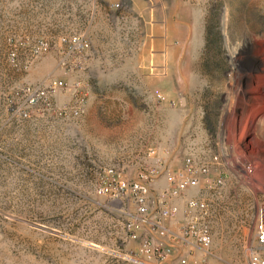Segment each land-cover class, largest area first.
Listing matches in <instances>:
<instances>
[{
    "label": "rangeland",
    "instance_id": "374dc122",
    "mask_svg": "<svg viewBox=\"0 0 264 264\" xmlns=\"http://www.w3.org/2000/svg\"><path fill=\"white\" fill-rule=\"evenodd\" d=\"M75 36L83 53L69 48ZM54 79L88 92L82 117L59 115L73 96L46 94ZM35 89L45 97L30 106ZM132 115L150 131L129 130ZM165 141L173 165L185 151L220 156L209 178L222 171L221 188L189 190L179 205L208 204L207 264H248L264 207V0H0V264H129L128 216L94 194L96 174L116 166L132 178Z\"/></svg>",
    "mask_w": 264,
    "mask_h": 264
},
{
    "label": "built area",
    "instance_id": "2783aa9c",
    "mask_svg": "<svg viewBox=\"0 0 264 264\" xmlns=\"http://www.w3.org/2000/svg\"><path fill=\"white\" fill-rule=\"evenodd\" d=\"M68 43L71 51L79 53L88 47L83 36H75ZM47 49V42L41 41L34 52L39 54ZM61 65L68 68L69 62L62 58ZM44 87L49 95L58 91L72 94L73 99L59 109L64 121L75 120L85 114L88 92L79 82L54 79ZM45 92L41 89L30 91L28 104H38L44 99ZM155 100L160 104H175L166 101L161 94H156ZM45 103L49 106L48 102ZM175 152L169 146L147 148L144 162L132 178L125 168L116 166H106L97 171L94 194L107 198L109 204L118 205L128 216L126 238L136 244L125 256L129 264H207L213 256L211 212L207 202L189 197L185 198L181 208L179 201L189 190L221 188L224 184L222 171L213 179L209 178L212 169L218 166L220 156L213 155L204 160L194 151H185L178 165H173L172 160L177 157ZM159 178L166 180L165 186L153 192L151 185ZM252 237L255 247L249 253L248 264H264L260 253L264 248V207L258 209Z\"/></svg>",
    "mask_w": 264,
    "mask_h": 264
},
{
    "label": "crops",
    "instance_id": "0c3cea01",
    "mask_svg": "<svg viewBox=\"0 0 264 264\" xmlns=\"http://www.w3.org/2000/svg\"><path fill=\"white\" fill-rule=\"evenodd\" d=\"M135 88H137L136 86H135ZM144 93V92H143ZM130 94H131V96H132V94L133 93H131L130 92ZM130 100H132V97L130 98ZM143 100H147V97L145 98V99H143ZM132 102V101H131ZM133 105L135 106V107H137V109L138 108H140V107H142V108H145L147 105H148V102H147V104H135L134 102H133ZM137 109H134V108H132L131 109V114H133V115H136L137 113H139L138 111H137ZM144 110H142L141 109V112H140V116H144ZM133 115H132V117H131V119H130V121H129V130H136V131H140L141 132V136L143 135V133H145V132H148V131H150V127H151V124H150V122H148L147 120H145L144 118H140L139 120L138 119H135L134 117H133ZM153 115H155V112L153 113ZM157 116H159V114H157ZM161 116V115H160ZM158 118H160L159 119V121H160V123L162 124V128H161V130L162 129H164V127H166V125H167V123H165L163 120H162V118L161 117H158ZM158 118L156 117L155 118V120H158ZM105 126L106 127H111L112 125L111 124H106L105 123ZM155 127H157V126H155ZM152 130H153V128H152ZM157 130H159V129H157ZM140 136V137H141ZM167 142L168 141H165V143H162L161 145H159L160 147H163V146H168L167 145ZM147 145L149 146V144H146V146H143L142 144H140V146H139V150H140V152H142V150L143 149H146L147 148ZM129 147H130V150L129 151H133V150H136V148L138 147L137 146V144L134 142H130V144H129ZM130 152V153H131ZM173 164V163H172Z\"/></svg>",
    "mask_w": 264,
    "mask_h": 264
},
{
    "label": "water",
    "instance_id": "95a60500",
    "mask_svg": "<svg viewBox=\"0 0 264 264\" xmlns=\"http://www.w3.org/2000/svg\"><path fill=\"white\" fill-rule=\"evenodd\" d=\"M255 64H256V67L257 69L256 70H253L251 73L254 75V74H257L259 72V69L261 68L262 64L259 60H255Z\"/></svg>",
    "mask_w": 264,
    "mask_h": 264
}]
</instances>
